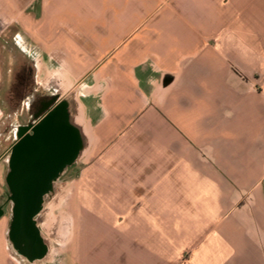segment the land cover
Segmentation results:
<instances>
[{
	"label": "crops",
	"instance_id": "obj_1",
	"mask_svg": "<svg viewBox=\"0 0 264 264\" xmlns=\"http://www.w3.org/2000/svg\"><path fill=\"white\" fill-rule=\"evenodd\" d=\"M34 5L22 50L92 147L69 239L41 225L47 253L28 259L3 217L0 264H264V0ZM8 145L0 131V203Z\"/></svg>",
	"mask_w": 264,
	"mask_h": 264
},
{
	"label": "flooded vegetation",
	"instance_id": "obj_2",
	"mask_svg": "<svg viewBox=\"0 0 264 264\" xmlns=\"http://www.w3.org/2000/svg\"><path fill=\"white\" fill-rule=\"evenodd\" d=\"M22 52L28 58L14 71L7 91V116H17L16 123L8 119L1 131L9 145L0 219L6 218L14 252L34 259L47 253L40 230L47 205L70 197L88 141L76 124L71 98L63 96L61 86L39 84L34 57ZM51 113L54 118H48Z\"/></svg>",
	"mask_w": 264,
	"mask_h": 264
},
{
	"label": "rangeland",
	"instance_id": "obj_3",
	"mask_svg": "<svg viewBox=\"0 0 264 264\" xmlns=\"http://www.w3.org/2000/svg\"><path fill=\"white\" fill-rule=\"evenodd\" d=\"M30 1L31 0H17L15 6H8L7 0H0V104L2 106L5 103L8 104L7 101L4 100V97L6 98L4 95L8 93L9 81L12 79L14 71L20 67V62L25 61L24 56L27 57L22 52V39L17 35L21 31L22 23L20 19L23 16V10H25V14H28L29 11L34 12L39 7L38 5L28 6ZM4 106L6 107L3 111V124L0 125V131H3L2 129L5 128L7 120L9 119L7 116L8 112H10L9 107H7V105ZM14 117L9 120H13V122L16 123L15 120L17 116ZM89 152L90 150L83 160L84 162H87ZM85 166V163L80 162L79 176ZM54 199L55 202L53 201L47 205L46 212L42 217V227L50 240L63 242L70 237L72 220L71 215L62 210L64 209V205H67V203L70 204V200L68 199V201L62 202V204L59 205L57 200L61 199V197Z\"/></svg>",
	"mask_w": 264,
	"mask_h": 264
},
{
	"label": "bare ground",
	"instance_id": "obj_4",
	"mask_svg": "<svg viewBox=\"0 0 264 264\" xmlns=\"http://www.w3.org/2000/svg\"><path fill=\"white\" fill-rule=\"evenodd\" d=\"M75 121H76V124L82 128V130H83V132H84V135H85L86 137H90L89 132H88V129H87V127L85 126V123L83 122L82 118H81V117H78V118H76ZM90 142H91V141H90ZM90 148H91V143L88 144L87 149L85 150V152H84V153L82 154V156L80 157V160H81V161H83V160L85 159V157L87 156V153H88V151L90 150Z\"/></svg>",
	"mask_w": 264,
	"mask_h": 264
},
{
	"label": "water",
	"instance_id": "obj_5",
	"mask_svg": "<svg viewBox=\"0 0 264 264\" xmlns=\"http://www.w3.org/2000/svg\"><path fill=\"white\" fill-rule=\"evenodd\" d=\"M52 114H53V113H51V114L48 116V118H50V116L54 118L55 116H53L54 114H53V115H52ZM49 124H50V123H49ZM75 127H76L77 129L80 130V128H78V126L75 125ZM79 132H80V131H79Z\"/></svg>",
	"mask_w": 264,
	"mask_h": 264
}]
</instances>
